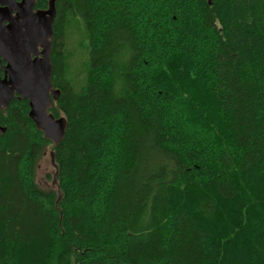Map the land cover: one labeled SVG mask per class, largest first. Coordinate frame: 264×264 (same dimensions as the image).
Returning <instances> with one entry per match:
<instances>
[{"label":"trees","instance_id":"16d2710c","mask_svg":"<svg viewBox=\"0 0 264 264\" xmlns=\"http://www.w3.org/2000/svg\"><path fill=\"white\" fill-rule=\"evenodd\" d=\"M54 4L67 127L0 110V264H264V0Z\"/></svg>","mask_w":264,"mask_h":264},{"label":"water","instance_id":"95a60500","mask_svg":"<svg viewBox=\"0 0 264 264\" xmlns=\"http://www.w3.org/2000/svg\"><path fill=\"white\" fill-rule=\"evenodd\" d=\"M54 2L49 0L46 8L34 9L35 0H0V65L1 59L5 62L4 76L0 77V110L15 97L27 99L30 119L56 147L65 134L67 120L50 111L60 94L51 79ZM4 131L0 125V133ZM50 156L56 168L54 151ZM52 184H57L55 174Z\"/></svg>","mask_w":264,"mask_h":264},{"label":"rangeland","instance_id":"374dc122","mask_svg":"<svg viewBox=\"0 0 264 264\" xmlns=\"http://www.w3.org/2000/svg\"><path fill=\"white\" fill-rule=\"evenodd\" d=\"M75 29V28H74ZM76 32L77 29L75 30H71L69 32V41L68 44L69 46L73 44L74 46V38L77 37L76 36ZM74 67L75 69L79 68L80 66V61L83 58V54L82 52H80L79 50H75L74 51ZM51 146H48L43 154L41 155V157L39 158L37 165H36V170H35V180L36 182L39 184V186H41L42 188H48V187H52V177L54 175V167L51 163ZM49 174V178L47 177V175Z\"/></svg>","mask_w":264,"mask_h":264},{"label":"flooded vegetation","instance_id":"af4514ba","mask_svg":"<svg viewBox=\"0 0 264 264\" xmlns=\"http://www.w3.org/2000/svg\"><path fill=\"white\" fill-rule=\"evenodd\" d=\"M15 1H20V0H15ZM34 9H39V8H35V6H34ZM44 9V8H43ZM3 23L4 24H6L7 23V21H4L3 20ZM3 64H5V62L1 59V65H0V77H3L4 76V71H3ZM16 98V97H15ZM18 99V98H17ZM21 99V98H20Z\"/></svg>","mask_w":264,"mask_h":264}]
</instances>
